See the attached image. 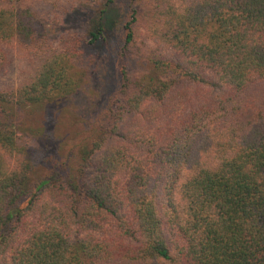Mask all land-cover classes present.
<instances>
[{
	"label": "trees",
	"instance_id": "1",
	"mask_svg": "<svg viewBox=\"0 0 264 264\" xmlns=\"http://www.w3.org/2000/svg\"><path fill=\"white\" fill-rule=\"evenodd\" d=\"M92 1L0 0V264H264V0H129L100 107Z\"/></svg>",
	"mask_w": 264,
	"mask_h": 264
},
{
	"label": "rangeland",
	"instance_id": "2",
	"mask_svg": "<svg viewBox=\"0 0 264 264\" xmlns=\"http://www.w3.org/2000/svg\"><path fill=\"white\" fill-rule=\"evenodd\" d=\"M17 1V0H14ZM106 0H93L92 3L89 4V7L82 8L77 13H74V16L72 17H65L63 20V23L59 24L53 17L51 19L52 25V31H51V42L57 46L59 42V37L61 34H65L71 30H75L74 27L79 26L81 29V25L78 22L79 15L83 14L85 11L89 13L92 17H94L95 26H97L98 22L97 19V9L101 4H103ZM17 3V2H16ZM110 11V17L113 27H109L112 29L107 30V34L112 38L111 40V49H105L104 56H98L95 55V53H89L88 51L84 53V55L81 57L79 61V66L82 69H87L93 74L94 79L96 81V85L100 86L98 82V73L99 71L104 72L105 80L107 82V88L106 90L101 94V97H99V102H95L94 104H98V107L104 102V99L106 97V93H112L114 92L118 85H119V79L117 77V61L115 58V51H112V45L114 43L118 42V39L121 35V29L124 23V20L126 21L129 14V0H115V6L111 8ZM96 12V13H95ZM80 13V14H79ZM94 14V15H93ZM6 53V68L5 70L0 74V87H18L20 84L27 81L30 76L32 75V69L29 66V64L26 62L25 58L22 57V55L18 52L17 48L15 47H9L5 48ZM254 96L257 95H263L264 94V85H260L259 87L255 88L254 90ZM90 97L86 99V103H90ZM74 114V112H73ZM62 121V120H61ZM66 123H69L70 132L78 131L76 130V122L75 120H68L64 119ZM78 125V124H77ZM83 133L81 137H84L87 134V130L89 127L87 125H81ZM75 127V128H74ZM80 128V127H79ZM78 142V141H76Z\"/></svg>",
	"mask_w": 264,
	"mask_h": 264
}]
</instances>
